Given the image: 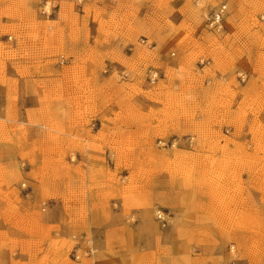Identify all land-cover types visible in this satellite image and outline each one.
<instances>
[{"label":"rangeland","instance_id":"374dc122","mask_svg":"<svg viewBox=\"0 0 264 264\" xmlns=\"http://www.w3.org/2000/svg\"><path fill=\"white\" fill-rule=\"evenodd\" d=\"M45 1L0 0V264H264V0Z\"/></svg>","mask_w":264,"mask_h":264},{"label":"built area","instance_id":"2783aa9c","mask_svg":"<svg viewBox=\"0 0 264 264\" xmlns=\"http://www.w3.org/2000/svg\"><path fill=\"white\" fill-rule=\"evenodd\" d=\"M79 4H83L88 2L89 0H76ZM51 11H52V2L51 0H46L44 2V5L42 7V14L45 15L46 17H49L51 15ZM226 11H227V5H223L221 6L217 11H215L214 14H212V16L209 19V28L217 33H221L224 31V19H225V15H226ZM12 37H10L9 39H11ZM68 63V60L65 56H60L59 58V64L64 66ZM204 63V60L201 62V64ZM151 82L155 83L157 81V74H153L151 76ZM239 79L241 80L242 83L246 82V76L244 75H240ZM194 141H195V137H191L188 140V145L189 147H192L194 145ZM250 148H252V146H250ZM156 216L158 219L162 220L164 219L160 214L156 213ZM76 239V237H74ZM83 243L82 245L85 246V248L83 249L81 246V242H77L73 248V252H72V256L76 259V260H81L83 258L84 255H88L90 256L92 253L94 252V249L91 246V241L88 238L82 239Z\"/></svg>","mask_w":264,"mask_h":264},{"label":"bare ground","instance_id":"6f19581e","mask_svg":"<svg viewBox=\"0 0 264 264\" xmlns=\"http://www.w3.org/2000/svg\"><path fill=\"white\" fill-rule=\"evenodd\" d=\"M260 156H261V154H260ZM156 213H157V214H160V215L163 217L162 211H156ZM190 228H191L192 231H194L195 233H200V234L204 235V237L207 238V239L209 238L211 232L214 233V234L217 233L216 230L206 231V228H207V227H206L205 225L201 224V223H192L191 226H190ZM230 239H231V240H232V239H235V236H234L233 233L230 234ZM95 251H96V250L94 249V252H95Z\"/></svg>","mask_w":264,"mask_h":264},{"label":"crops","instance_id":"0c3cea01","mask_svg":"<svg viewBox=\"0 0 264 264\" xmlns=\"http://www.w3.org/2000/svg\"><path fill=\"white\" fill-rule=\"evenodd\" d=\"M41 162H42V161H39V162H38V165H39V166L41 165Z\"/></svg>","mask_w":264,"mask_h":264}]
</instances>
